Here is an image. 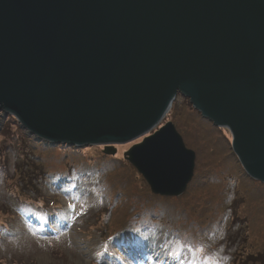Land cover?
Returning a JSON list of instances; mask_svg holds the SVG:
<instances>
[{
    "label": "water",
    "instance_id": "water-1",
    "mask_svg": "<svg viewBox=\"0 0 264 264\" xmlns=\"http://www.w3.org/2000/svg\"><path fill=\"white\" fill-rule=\"evenodd\" d=\"M180 96L226 129L264 184V0H0V112L52 144L140 137L124 159L179 197L194 153L171 122Z\"/></svg>",
    "mask_w": 264,
    "mask_h": 264
},
{
    "label": "rangeland",
    "instance_id": "rangeland-1",
    "mask_svg": "<svg viewBox=\"0 0 264 264\" xmlns=\"http://www.w3.org/2000/svg\"><path fill=\"white\" fill-rule=\"evenodd\" d=\"M180 98L146 134L171 122L185 148L194 153L192 178L179 197L153 195L124 159L143 137L113 145L112 155L103 146L42 141L26 133L14 117L0 112V228L11 233L2 237L0 232V264H246L248 258L255 261L261 254L264 264V184L250 179L229 155H234L229 132L214 127ZM21 134L27 143L21 141ZM26 161L42 169L31 177V169L23 167ZM48 199L47 208H52L51 201L61 204L62 209L54 210L60 217L41 225H30L33 220L28 215L17 211V218L11 209L25 205L28 210L34 202L43 204ZM146 212L171 220L161 224L179 235L195 214L200 216L197 229L206 233L191 235L196 232L192 230L187 236L194 243L186 241L189 247H183ZM219 220L223 222L216 237L202 240ZM145 226L154 231L144 232ZM195 237L204 245H198Z\"/></svg>",
    "mask_w": 264,
    "mask_h": 264
},
{
    "label": "trees",
    "instance_id": "trees-1",
    "mask_svg": "<svg viewBox=\"0 0 264 264\" xmlns=\"http://www.w3.org/2000/svg\"><path fill=\"white\" fill-rule=\"evenodd\" d=\"M181 99V98H180ZM184 99V98H183ZM183 99L182 100H178V102L179 103H183ZM188 103H187V101L184 103V105H186L187 106V108H189V106L187 105ZM191 108V107H190ZM189 111H193V109L191 108ZM195 114H196V112H195ZM196 115H198V114H196ZM203 121H205V123H208L206 120H203ZM226 132H227V130H225ZM22 135V134H21ZM23 139L25 140V142L27 143V139L25 138V135H22V140L21 141H23ZM24 142V143H25ZM22 144V143H21ZM229 145V147L231 148V143L230 144H228ZM24 148H25V144H24ZM24 154V153H23ZM26 155V154H25ZM229 155H231V156H233V157H235V155H232V153H230ZM28 157H30V158H32V156H28ZM236 158V157H235ZM236 160H237V158H236ZM238 162V161H237ZM239 164V163H238ZM23 167L25 168V169H31L30 171H31V177L34 175V173L35 172H38V170H39V168H41V166H40V164H39V166H38V164L36 163V162H29V161H26V162H23ZM42 169V168H41ZM236 171V170H235ZM243 171V170H242ZM237 173V172H236ZM73 174H71V175H67V176H71V178L72 177H75V175H77V174H75L74 176H72ZM58 175H55V176H53V179L55 178V177H57ZM63 176V178H65L64 176L65 175H62ZM234 176V175H233ZM237 176H238V178L240 179V181H242V179L240 178V176L238 175V173H237ZM30 177V178H31ZM35 177V176H34ZM228 178H230V177H228ZM67 179V178H66ZM234 179H235V177H234ZM38 181V180H37ZM232 185V184H231ZM234 185H232V187L230 188V191H231V189H232V192H233V187ZM25 189H26V186H25ZM229 191V190H228ZM230 191H229V196L231 197L232 196V193H230ZM36 192H39V191H36ZM36 192H34V193H36ZM236 194H237V196H238V192H236ZM38 195H40L39 193H38ZM232 198V197H231ZM231 198H230V200H231ZM107 200H109L110 201V198H107V199H105V202L108 204V202H107ZM49 202V199L46 201V202H43V204H40V203H35L34 202V204H32V205H30L29 206V208H28V210L26 209V206L24 205V207H23V209L21 208H17V209H13V208H11L12 210H13V212L15 213V216L17 217V218H19V216H17V211H18V213L21 215V216H26V215H28L32 220H33V222L32 221H28V223L30 224V225H34V223H36L37 225H41L42 223H48L49 222V220L50 219H52V218H54V219H57V218H59L60 217V215H58L54 210H56V211H59L60 209H62V206H61V204H57V202H54V201H51L52 202V208H47V207H45L46 206V204ZM232 202H234L233 200H232ZM232 202H230V204H229V208L231 207V204H232ZM44 207H45V209H44ZM108 210V209H107ZM22 211V212H21ZM227 212V211H226ZM10 213V215L12 216V214H11V212H9ZM147 218L148 217H151V218H153L154 220H158V223L166 230V231H168V232H170L168 229H166V227L164 226V225H162L161 223L162 222H165V221H170L171 222V220H167L165 217H160V218H157V217H155L154 215H151V214H147V212H146V215H145ZM166 219V220H165ZM233 220V219H232ZM200 222V216H197V215H195V214H193V216H192V219L189 221V223H187L186 224V227H187V229H186V231L184 232L183 231V234L182 235H179L177 232H176V230L175 231H173V232H170L171 234H172V236H173V238H174V241H175V239L177 240V241H179V242H181V245H183V247L184 246H186V247H189V244L188 243H186V241H189L190 242V240H192V236L191 237H188L187 236V234L189 233V232H191L192 230H194V231H196V232H194V233H191V235H194V234H196L197 236H198V234H199V236L201 235V234H203V233H206V232H204V229H202V230H198L197 229V227H196V224H198ZM222 222H223V220H219L218 222H215L216 223V226L212 229V230H210V234H205V235H202V240H204V241H208L209 239H208V237L210 236V235H212L213 234V237L215 238L216 237V235H217V230H218V225L219 224H221L222 225ZM9 224H12V222H9ZM243 225V224H242ZM53 227V225L52 224H49V228H52ZM241 227V225L238 227V229ZM32 228H34V227H32ZM40 229V226L38 227V230ZM237 229V230H238ZM150 232V233H152L154 230H153V228H148L147 226H145V229H144V232ZM0 232H2V237H3V235H11V233L9 234V232H6V231H4V228L3 227H1L0 228ZM38 235H40L41 237H44L45 235H41V234H38ZM196 239H197V241L199 242L198 243V245H204V241H200V239H199V237H195ZM194 242L193 241H191L190 242V244H193ZM191 248V247H190ZM225 248H226V246H225ZM199 249H200V247H199ZM223 251H225V249H223ZM178 255V254H177ZM261 256H262V254L261 255H259L257 258H256V260L254 261V259H252V258H248L249 260L248 261H246V264H252V261L255 263V264H262V262H261Z\"/></svg>",
    "mask_w": 264,
    "mask_h": 264
}]
</instances>
